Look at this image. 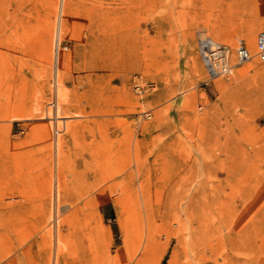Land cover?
I'll return each instance as SVG.
<instances>
[{"label":"rangeland","instance_id":"374dc122","mask_svg":"<svg viewBox=\"0 0 264 264\" xmlns=\"http://www.w3.org/2000/svg\"><path fill=\"white\" fill-rule=\"evenodd\" d=\"M263 29L264 0H0V264H264V63L198 50Z\"/></svg>","mask_w":264,"mask_h":264},{"label":"built area","instance_id":"2783aa9c","mask_svg":"<svg viewBox=\"0 0 264 264\" xmlns=\"http://www.w3.org/2000/svg\"><path fill=\"white\" fill-rule=\"evenodd\" d=\"M255 45V58L259 62L264 63V29L257 35ZM198 50L210 79H213L212 77H228L231 75L233 67L240 66L251 59L242 41L238 42L234 50L233 61L229 58L231 53L229 48L224 45L213 44L208 37L203 41L198 40ZM49 108L54 109L55 102L50 103ZM60 133L62 131L56 129L54 135L57 136Z\"/></svg>","mask_w":264,"mask_h":264},{"label":"bare ground","instance_id":"6f19581e","mask_svg":"<svg viewBox=\"0 0 264 264\" xmlns=\"http://www.w3.org/2000/svg\"><path fill=\"white\" fill-rule=\"evenodd\" d=\"M198 35H199V39H200V41H203V40H206V38L208 37V36H206V35H204L203 33H198ZM209 39H211L210 37H208ZM245 38L249 41V42H253V39H254V37H253V32H248V34L247 35H245ZM211 41L213 42V44H219V45H224V44H222V43H219V42H217V41H215V40H213V39H211ZM243 42V41H242ZM255 44H256V42H255ZM244 45H245V48H246V50L248 51V53H249V55L251 56V59L248 61V62H250L253 58H255V54H256V52L254 53V54H252L250 51H249V49H248V47L246 46V44L244 43ZM224 46H226V45H224ZM256 46V45H255ZM227 48H229L228 46H226ZM230 49V48H229ZM230 60L231 61H233L234 60V56H233V54L232 53H230ZM201 60H202V58H201ZM248 62H246V63H248ZM205 63V62H204ZM246 63H244V64H246ZM243 65V64H242ZM237 67V66H236ZM236 67H233V70H232V72H231V75L230 76H228V77H222V78H224V79H229L232 75H233V72H234V69L236 68ZM213 79H218L219 77H212Z\"/></svg>","mask_w":264,"mask_h":264}]
</instances>
